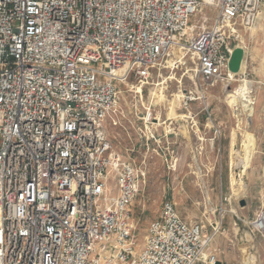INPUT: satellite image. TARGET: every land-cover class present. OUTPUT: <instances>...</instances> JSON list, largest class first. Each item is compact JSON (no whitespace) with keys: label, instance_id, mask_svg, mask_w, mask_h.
<instances>
[{"label":"built area","instance_id":"1","mask_svg":"<svg viewBox=\"0 0 264 264\" xmlns=\"http://www.w3.org/2000/svg\"><path fill=\"white\" fill-rule=\"evenodd\" d=\"M263 9L264 0H0V264H216L218 229L185 221L172 198L138 248L131 206L146 161L175 163L177 135L158 132L142 92L184 55L206 86L233 79L235 44ZM129 116L141 123L140 165L105 129ZM262 214L251 224L264 234L254 225Z\"/></svg>","mask_w":264,"mask_h":264},{"label":"rangeland","instance_id":"2","mask_svg":"<svg viewBox=\"0 0 264 264\" xmlns=\"http://www.w3.org/2000/svg\"><path fill=\"white\" fill-rule=\"evenodd\" d=\"M236 45L243 51V64L233 79L206 86L196 74L194 62L184 55L170 62L168 69L143 89L142 105L151 107L158 132L171 123L178 131L171 137L175 163L155 153L146 161V183L131 206L138 248H142L148 224L164 200L172 198L185 221L201 219L209 232L218 229L210 246L216 264H242L252 255L249 264H264V234L251 224L264 213V9ZM241 86L248 100L229 104L226 95ZM188 92L194 100L186 107L182 98L174 103L176 94ZM158 94L163 97L157 99ZM172 109L174 116L170 115ZM119 122L121 126L106 123L107 136L116 151L140 165L144 151L134 130L141 123L130 116L128 121L119 117ZM200 137L206 141L199 142ZM230 138L232 146L227 144ZM200 143L203 152L195 156L191 151ZM131 148L133 153L128 152ZM246 233L252 241L241 240Z\"/></svg>","mask_w":264,"mask_h":264},{"label":"bare ground","instance_id":"3","mask_svg":"<svg viewBox=\"0 0 264 264\" xmlns=\"http://www.w3.org/2000/svg\"><path fill=\"white\" fill-rule=\"evenodd\" d=\"M180 59H182V57L180 56L179 57ZM242 64H243V62L241 63V67H240V72H241V70H242ZM194 72V71H193ZM230 76H232V75H230ZM249 91V94H250V92H251V90H248ZM156 95V94H155ZM158 98L157 99H161L162 97H163V95L162 94H158V96H157ZM181 98H184V94H176L175 96H174V103L176 104H178L179 102H180V100H181ZM241 99L242 100H248V97H247V95L246 94H244V92H243V87L241 86L240 87V90L239 91H237L236 93L235 92H231L230 91V93H228L227 95H226V100H228V103L229 104H231V105H234L235 103H237L238 101H241ZM192 100V99H191ZM194 100V99H193ZM170 115H175V111L172 109V111H171V113H170ZM185 115H183V117H184ZM182 117V118H183ZM176 118H181V117H179V116H177ZM184 118H186V116L184 117ZM157 119H155L154 121H156ZM159 124V123H158ZM157 124V125H158ZM172 124L174 125V123H171L170 125H167L165 128L166 129H168V130H170V131H175V132H177L178 130V128L177 127H172ZM183 129V128H182ZM245 145H247V144H245ZM246 157V156H245ZM248 158H246V160H247ZM240 184H241V182H240ZM238 185V184H237ZM241 187V186H240ZM243 188V187H242ZM259 223H261L263 226H264V214H262L258 219H257V221H256V223L254 224V225H256L257 227H259Z\"/></svg>","mask_w":264,"mask_h":264},{"label":"water","instance_id":"4","mask_svg":"<svg viewBox=\"0 0 264 264\" xmlns=\"http://www.w3.org/2000/svg\"><path fill=\"white\" fill-rule=\"evenodd\" d=\"M242 58H243V51L240 48H235L233 53L231 54L229 64H228L230 73L237 74L240 71ZM244 205L245 203L241 201L240 206H244Z\"/></svg>","mask_w":264,"mask_h":264},{"label":"crops","instance_id":"5","mask_svg":"<svg viewBox=\"0 0 264 264\" xmlns=\"http://www.w3.org/2000/svg\"><path fill=\"white\" fill-rule=\"evenodd\" d=\"M262 77H263V78H262L261 81L264 82V75H263ZM197 129H198V128H197ZM215 130L218 131V129L214 128V131H215ZM199 140H200L199 142H201V141H203V142L206 141L204 138H201V137L199 138ZM231 140H232L231 138L228 140V143H227V144H228L229 146H232V142H231ZM209 141H210V142H213L214 140L211 138V139H209ZM200 144H201V143H200ZM201 145H203V144H201ZM202 150H203V149H202ZM202 152H203V151H201V153H202ZM201 153H200V154H201ZM200 205H201V204H200ZM204 205H206V204H204ZM241 240H242L243 242H250V241L253 240V237H252L250 234H247V233H246V236H244V237L241 236ZM251 259H253V255H252L251 257L247 258L245 262L243 261L242 264H249V263L251 262Z\"/></svg>","mask_w":264,"mask_h":264}]
</instances>
